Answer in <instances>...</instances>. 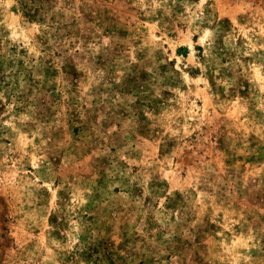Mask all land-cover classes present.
I'll list each match as a JSON object with an SVG mask.
<instances>
[{
	"label": "rangeland",
	"instance_id": "374dc122",
	"mask_svg": "<svg viewBox=\"0 0 264 264\" xmlns=\"http://www.w3.org/2000/svg\"><path fill=\"white\" fill-rule=\"evenodd\" d=\"M0 264H264V0H0Z\"/></svg>",
	"mask_w": 264,
	"mask_h": 264
}]
</instances>
